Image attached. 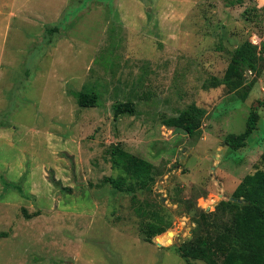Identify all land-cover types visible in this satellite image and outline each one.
<instances>
[{"label":"rangeland","instance_id":"374dc122","mask_svg":"<svg viewBox=\"0 0 264 264\" xmlns=\"http://www.w3.org/2000/svg\"><path fill=\"white\" fill-rule=\"evenodd\" d=\"M247 38L264 42V0H0V264H187L177 248L204 232L200 212L264 168V49L243 87L209 86ZM120 101L135 112L114 118ZM190 103L198 133L161 123ZM250 108L257 127L231 149ZM111 146L155 167L136 192L146 216L103 181ZM151 212L170 227L147 242Z\"/></svg>","mask_w":264,"mask_h":264},{"label":"trees","instance_id":"16d2710c","mask_svg":"<svg viewBox=\"0 0 264 264\" xmlns=\"http://www.w3.org/2000/svg\"><path fill=\"white\" fill-rule=\"evenodd\" d=\"M262 49L264 42L257 43L252 38L237 43L230 51V61L223 76L220 79L212 77L209 86L224 84L227 92L243 87L244 72L258 71V52ZM75 96L79 106H94L97 102L94 92L79 91ZM112 110L114 118H117L124 113H134L135 106L131 101H120L112 105ZM203 113L202 108L190 103L175 115L161 117V123L193 136L200 130ZM257 120L256 108H250L244 130L238 134L228 133L223 142L231 149L244 147L257 127ZM109 153L117 175L105 177L103 181L119 192L131 194L135 213L146 216L149 212L138 203L136 192L153 184L156 175L154 165L119 146H111ZM261 159L264 165V151ZM151 214L150 220L141 223L139 229L140 237L147 242L170 227V222L163 216L157 212ZM225 215L226 218H222ZM199 216L204 223V232L196 233L177 248L187 264L190 259L202 260L205 264H264V168L245 175L228 199L221 200L212 213L201 211ZM207 218H211L212 222H208ZM157 240L163 243L168 239L158 236Z\"/></svg>","mask_w":264,"mask_h":264},{"label":"water","instance_id":"95a60500","mask_svg":"<svg viewBox=\"0 0 264 264\" xmlns=\"http://www.w3.org/2000/svg\"><path fill=\"white\" fill-rule=\"evenodd\" d=\"M169 234H171V232H168Z\"/></svg>","mask_w":264,"mask_h":264},{"label":"built area","instance_id":"2783aa9c","mask_svg":"<svg viewBox=\"0 0 264 264\" xmlns=\"http://www.w3.org/2000/svg\"><path fill=\"white\" fill-rule=\"evenodd\" d=\"M260 42H262V41H260ZM260 42H259V43H260Z\"/></svg>","mask_w":264,"mask_h":264}]
</instances>
